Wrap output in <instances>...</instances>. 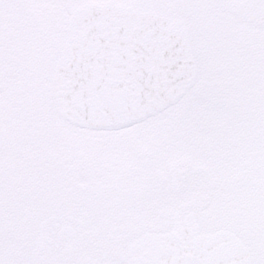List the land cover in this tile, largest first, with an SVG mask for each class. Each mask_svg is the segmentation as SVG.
<instances>
[{"label": "snow or ice", "instance_id": "obj_1", "mask_svg": "<svg viewBox=\"0 0 264 264\" xmlns=\"http://www.w3.org/2000/svg\"><path fill=\"white\" fill-rule=\"evenodd\" d=\"M0 264H264V0H0Z\"/></svg>", "mask_w": 264, "mask_h": 264}]
</instances>
